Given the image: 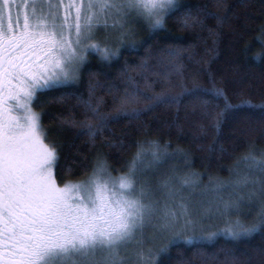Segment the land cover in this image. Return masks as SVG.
<instances>
[{
	"label": "trees",
	"instance_id": "obj_1",
	"mask_svg": "<svg viewBox=\"0 0 264 264\" xmlns=\"http://www.w3.org/2000/svg\"><path fill=\"white\" fill-rule=\"evenodd\" d=\"M179 5L162 28L133 24L108 48L115 56L90 52L74 80L38 91L32 107L56 146L59 185L99 162L123 173L138 152L164 153V179L208 184L229 218L257 226L233 238L224 230L234 223L218 220L188 232L201 238L162 239L153 264H264V0Z\"/></svg>",
	"mask_w": 264,
	"mask_h": 264
},
{
	"label": "snow or ice",
	"instance_id": "obj_2",
	"mask_svg": "<svg viewBox=\"0 0 264 264\" xmlns=\"http://www.w3.org/2000/svg\"><path fill=\"white\" fill-rule=\"evenodd\" d=\"M179 7V0H0V264H128L121 252L133 243L141 246L137 264H153L139 237L154 218L167 228L176 216L147 202L151 189L136 179L143 152L125 174L113 176L99 162L87 179L60 186L56 146L44 142L32 105L38 91L76 78L85 51L100 49L92 43L97 30L109 22L123 29L131 17L162 28ZM103 51L102 59L116 55ZM242 160L260 164L251 155ZM163 187L173 195L167 181ZM256 228L237 222L224 231L236 238Z\"/></svg>",
	"mask_w": 264,
	"mask_h": 264
},
{
	"label": "rangeland",
	"instance_id": "obj_3",
	"mask_svg": "<svg viewBox=\"0 0 264 264\" xmlns=\"http://www.w3.org/2000/svg\"><path fill=\"white\" fill-rule=\"evenodd\" d=\"M18 2L22 3L23 0H18ZM24 11L25 9L23 7H20L19 9L13 8L11 14L13 17H15L17 12L23 14ZM138 21L142 22L143 20L131 17L126 24V27L123 29H120L119 27L113 29L111 27V22H109V27L107 29L101 28L97 30L95 40L92 41V43H98L100 49L86 50L84 53L85 59L83 63L86 61L90 52H103L105 47L109 48L117 41L122 42L126 38L131 26ZM83 63L81 64L79 71ZM155 153L156 156L154 157L153 152H143V156L138 164L136 179L139 181L140 185H147L151 189L149 201L147 202L153 200L157 201L158 208L161 210H163L165 205H167L168 209L175 213L176 219L175 222L169 224L167 228L160 227L163 221L159 218H154L149 224L145 226L139 239L143 241L142 248L146 258L149 254V250L152 253L155 246L162 239H173L177 235H182L187 236L186 238L188 240H192L195 239L194 236L196 238H201L203 235L194 234L193 236L188 234V232H192L195 229H202L207 223H217L218 220H223L226 224L229 223V221L234 224L237 223V218H229V212H231L232 208H230L228 201L225 199H222V201L214 199L215 190L211 187H208V184L205 187L198 188L199 191H197L192 183L189 181L185 183L186 180H184L182 177H176L178 173L173 172L169 175L167 174V178L164 179L162 170L164 167L161 165H166L168 162L166 160V156L168 155L158 152ZM128 170L123 173H111L113 176H116L125 174L128 172ZM88 176L85 179H87ZM172 178H174V180L168 183V189L173 193V195H168V191L164 189L163 184L164 180H169ZM189 191L192 195L189 194ZM208 236L210 237L212 234H208ZM140 250L141 246L133 243L126 251H122L121 255L127 259L128 264H137L136 253ZM155 259L156 256L152 257L153 262Z\"/></svg>",
	"mask_w": 264,
	"mask_h": 264
},
{
	"label": "flooded vegetation",
	"instance_id": "obj_4",
	"mask_svg": "<svg viewBox=\"0 0 264 264\" xmlns=\"http://www.w3.org/2000/svg\"><path fill=\"white\" fill-rule=\"evenodd\" d=\"M4 56H5V58L8 56V53L7 52H4Z\"/></svg>",
	"mask_w": 264,
	"mask_h": 264
}]
</instances>
